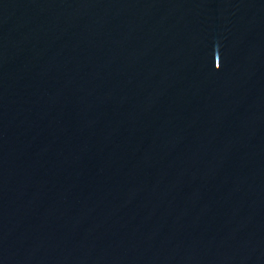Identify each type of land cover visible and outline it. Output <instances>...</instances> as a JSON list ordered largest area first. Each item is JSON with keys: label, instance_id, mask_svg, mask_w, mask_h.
<instances>
[{"label": "water", "instance_id": "1", "mask_svg": "<svg viewBox=\"0 0 264 264\" xmlns=\"http://www.w3.org/2000/svg\"><path fill=\"white\" fill-rule=\"evenodd\" d=\"M0 264H264V0H0Z\"/></svg>", "mask_w": 264, "mask_h": 264}]
</instances>
